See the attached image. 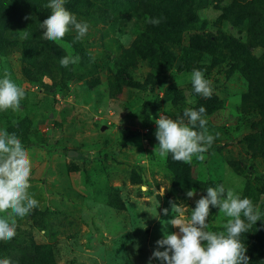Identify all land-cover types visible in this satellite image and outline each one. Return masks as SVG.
I'll use <instances>...</instances> for the list:
<instances>
[{
	"label": "rangeland",
	"instance_id": "rangeland-1",
	"mask_svg": "<svg viewBox=\"0 0 264 264\" xmlns=\"http://www.w3.org/2000/svg\"><path fill=\"white\" fill-rule=\"evenodd\" d=\"M88 1L86 10L65 5L89 25L86 35L76 41L70 26L61 42H52L40 28L47 14L0 0V79L7 69L25 92L18 110L0 112V130L28 151V191L38 201L17 218L16 236L0 241V259L162 264L150 257L165 222L178 215L172 204L190 219L206 189L223 184L259 208L260 220L241 241L249 264H264V0H149L150 13L189 19L168 45L173 60L165 70L150 68L139 54L149 42L140 36L145 16H129L125 0ZM195 37L211 49L194 46ZM75 47L86 56L61 67L62 57L79 56ZM194 69L211 81L210 98L194 93ZM201 106L215 137L205 159L161 158L155 120H178ZM207 223V230L222 231L225 218L210 206ZM167 232L179 229L167 225Z\"/></svg>",
	"mask_w": 264,
	"mask_h": 264
},
{
	"label": "clouds",
	"instance_id": "clouds-1",
	"mask_svg": "<svg viewBox=\"0 0 264 264\" xmlns=\"http://www.w3.org/2000/svg\"><path fill=\"white\" fill-rule=\"evenodd\" d=\"M66 0H49L44 5L51 9V14L40 23L43 30L42 39L61 42L69 32L70 26L75 29V40L83 38L89 28L86 22H78L74 14L65 7ZM163 17L148 18L153 26L159 25ZM23 38H28L25 31ZM80 56L68 55L59 61L61 67L75 65ZM190 82L195 94L210 98L212 95L211 81L205 79L204 72L194 69ZM25 98L24 90L10 77L7 69L0 79V112L16 111ZM206 109H185L183 117L178 120L160 116L155 120V138L158 147L154 150L161 158H171L177 162L191 163L193 157L203 161L204 153L211 147L215 137L209 134ZM187 118V124L184 122ZM197 125L199 131L194 130ZM219 133L216 134L218 136ZM31 176V159L28 151L15 134L0 130V241H10L16 236L17 218H24L38 206V201L29 193ZM194 190L187 191L189 198ZM210 206L223 214L225 223L222 231H209L208 217ZM172 216L165 222L163 238L156 242L157 249L152 258L162 264H249L246 247L241 235L260 220L261 213L251 199L241 198L233 189H225L223 184L208 187L206 196L196 202L191 211L190 219L185 218L184 208L172 204ZM167 215V210H165ZM167 225L179 229V233L167 232ZM164 249L163 251L159 249ZM0 264H12L8 258L0 259Z\"/></svg>",
	"mask_w": 264,
	"mask_h": 264
},
{
	"label": "trees",
	"instance_id": "trees-1",
	"mask_svg": "<svg viewBox=\"0 0 264 264\" xmlns=\"http://www.w3.org/2000/svg\"><path fill=\"white\" fill-rule=\"evenodd\" d=\"M23 3L34 5L37 11L42 12L43 14H49V9L46 8L43 2L40 0H20ZM126 4L131 8L129 10V16L137 14V18L146 17L145 28L141 33V38L148 43L143 45V51L139 52L140 56L144 58L150 68L155 70H165L167 67L172 64V54L167 51L168 45H173L176 42V36L179 34L178 27H180L184 22L189 21L186 18V21L182 18L187 17V15H178L175 12H154L150 13V8L152 7L149 0H125ZM92 2V1H91ZM88 0H66L65 5H71L73 8L84 9L90 8L92 3ZM75 9V8H74ZM153 16V17H152ZM163 17L162 22L153 26L147 22L148 18H158ZM138 39V38H137ZM138 43V40H135ZM136 45V44H135ZM201 45L204 50H210L211 46L206 41H203L197 37L194 39V46L199 47ZM77 54L84 57L86 54L82 51L81 48L75 47ZM187 68V63L183 62V66ZM183 66L181 68H183ZM36 249V248H34Z\"/></svg>",
	"mask_w": 264,
	"mask_h": 264
},
{
	"label": "water",
	"instance_id": "water-1",
	"mask_svg": "<svg viewBox=\"0 0 264 264\" xmlns=\"http://www.w3.org/2000/svg\"><path fill=\"white\" fill-rule=\"evenodd\" d=\"M67 155L70 156L71 155V152H67Z\"/></svg>",
	"mask_w": 264,
	"mask_h": 264
}]
</instances>
